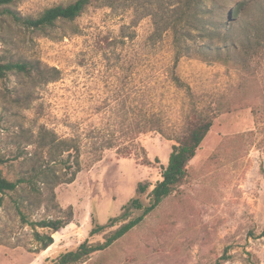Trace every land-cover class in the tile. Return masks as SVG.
Segmentation results:
<instances>
[{"label":"rangeland","instance_id":"obj_1","mask_svg":"<svg viewBox=\"0 0 264 264\" xmlns=\"http://www.w3.org/2000/svg\"><path fill=\"white\" fill-rule=\"evenodd\" d=\"M70 1L14 0L12 8L36 15ZM130 2L89 6L46 33H28L0 11V55L37 58L59 69V78L43 84L13 71L0 77L3 174L14 180L48 164L61 179L71 175L68 152L46 161L48 152L39 146L43 129L79 146V171L54 187L53 202L40 180L20 184L12 195L0 193V264H52L85 239L102 242L123 220L90 230L119 215L133 197L146 205L186 117L217 105L176 191L112 246L74 264H264V52L248 53L247 45L243 69L213 53L196 54L195 43L205 42L196 40L193 52L173 66L171 33L153 38L150 17ZM150 110L161 130L139 134L141 149L129 156L115 146L95 149L103 135L121 133L119 123L142 120ZM139 184L145 190L137 193ZM16 206L32 221L57 209L65 216L70 209L71 220L36 251L33 230ZM140 213L132 208L129 218Z\"/></svg>","mask_w":264,"mask_h":264},{"label":"trees","instance_id":"obj_2","mask_svg":"<svg viewBox=\"0 0 264 264\" xmlns=\"http://www.w3.org/2000/svg\"><path fill=\"white\" fill-rule=\"evenodd\" d=\"M13 1L0 0V11L28 33H46L57 22L64 24L72 22L89 6L115 7L119 0H72L46 7L36 15L20 13L12 8ZM132 2L135 8H139L140 12L150 17L153 38L158 39L165 32L171 33L174 51L173 66L180 57L193 52L191 47L196 40L205 41L195 43L196 54L206 56L207 52L213 53L216 58L231 60L243 69L248 68L241 56L247 45L249 47L246 50L250 51L248 53L255 51L258 55L259 52H264V0H131L130 3ZM244 29L246 31L241 36V31ZM249 57H254V55H249ZM11 71L28 78L31 84L48 83L59 78V69L40 59L21 55L17 57L0 55V77ZM174 74L173 80L180 83L179 77ZM219 110L218 105L210 113H202L197 108L191 110L192 113L185 119L182 134L176 138L177 143L172 145L167 164L162 169V178L150 190L149 201L146 205L138 196L129 199L122 206V212L119 215L110 217L106 224H97L90 230V233L94 234L123 220L118 227L105 236L102 242L90 244L85 239L76 248L62 253L52 264H74L84 261L92 253L106 250L139 225L146 215L154 211L166 197L175 192L183 183L187 175V165L195 156L201 141L213 123V117ZM160 122L157 114L151 110L144 114L142 120L132 119L128 122H121L118 127L121 133L103 135L94 142L95 149L115 146L122 156H129L133 151L142 148L138 135L152 130L160 131ZM39 141V146L48 152L46 161H56L58 156L68 152L65 160L69 163L65 168L67 170L73 168L71 175L66 179H61L48 164H45L37 168L33 167L30 172L12 180L3 174L1 168L3 159L0 157L1 194L12 195L18 191L20 184L40 180L45 186L46 201L53 202L54 187L58 183L71 182L74 179L76 172L79 171V146L75 139L59 138L53 131L43 129L39 133ZM144 190L145 186L141 184L137 186V193ZM16 208L22 222L33 230L36 251L44 250L52 244V234L71 220L70 209L66 216L58 214L60 209H57L55 215L32 221L18 206ZM132 208L140 209L141 213L129 218ZM37 227L45 228L47 231H38Z\"/></svg>","mask_w":264,"mask_h":264}]
</instances>
